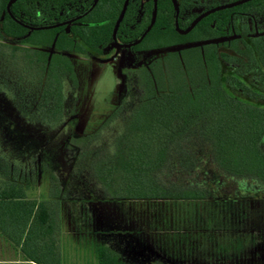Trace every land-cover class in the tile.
I'll return each mask as SVG.
<instances>
[{"label":"trees","instance_id":"16d2710c","mask_svg":"<svg viewBox=\"0 0 264 264\" xmlns=\"http://www.w3.org/2000/svg\"><path fill=\"white\" fill-rule=\"evenodd\" d=\"M9 1L0 0L2 40L21 39V43L61 53H86L63 29L50 30L43 39L35 38V32L28 35L8 15ZM122 4L120 0L110 24L91 30L94 38L112 40ZM33 9L34 0L18 1L11 7L23 23L27 21L21 12ZM235 11L211 16L187 36L175 32L172 9L168 22H157L131 51L170 52L163 59L129 63L121 104L95 139L75 142L72 159L65 144L61 156L47 158V167L51 164L61 175L57 176L59 183L52 176L57 184L53 196L45 200L29 196L30 188L17 175L28 171L35 175L32 167L12 169L11 179H0V238L20 254L23 263L60 264L62 199L95 207L96 199L89 201L97 197L112 201H238L253 194L264 198V31L252 34L238 26L230 18ZM54 16L47 21L53 23ZM241 29L243 36H239ZM71 33L88 48L98 50L87 35L75 29ZM224 37L234 40L215 43ZM176 48L181 49L171 51ZM35 56L47 77L52 73L55 79L59 109L65 81L77 82L73 65L64 55L36 51ZM104 134L112 136L111 140H101ZM122 225L114 239L127 237L130 241L124 244L134 248L139 244L138 232L129 234ZM110 240L109 246H99L98 264L121 262ZM163 258L160 262L166 263Z\"/></svg>","mask_w":264,"mask_h":264},{"label":"rangeland","instance_id":"374dc122","mask_svg":"<svg viewBox=\"0 0 264 264\" xmlns=\"http://www.w3.org/2000/svg\"><path fill=\"white\" fill-rule=\"evenodd\" d=\"M238 1L241 0H206L196 12ZM262 4L264 0H257L248 7L241 8L246 4L237 7L235 12L253 10ZM66 17L59 15L54 21ZM45 23L52 24L51 21ZM49 31H37L35 38H47ZM223 42L225 40L215 41L216 44ZM109 49L112 47L106 51ZM36 51L67 56L73 65L77 82L73 85L69 79L65 81L59 109L55 79H52V73L47 77V72L41 69ZM168 52L170 50L145 54L121 48L114 56L99 60L87 53H61L42 45L0 38V179H11L14 176L12 169L24 171L32 167L37 171L35 175L32 171L17 175L22 185L30 188L29 196L40 200L53 196L57 184L52 176L59 183L57 176L60 174L51 164L47 167V158L56 159L64 144L68 146L67 156L71 158L75 142L94 140L121 104L126 66L131 62L163 59ZM111 138L105 134L101 136V140ZM95 199V207L60 200V264H98V248L101 244L109 246L110 239L121 258L119 264H224L223 261L227 264H264V198L261 196L252 194L247 200H222L219 203L112 201L104 197L92 198L89 202ZM195 214H201V217L195 220ZM207 218L211 221L210 231L206 226ZM190 221L194 226L197 222V228L201 226L202 232L185 244L178 235L185 223L192 226ZM141 223L152 226L147 225L146 231L154 240L153 247L146 245L148 239L138 237ZM121 225L129 234L138 232L139 244L134 248L124 244L130 241L127 237L114 239L117 230L121 231ZM140 244L145 247H139ZM197 249L199 253L210 249V255L214 257H203ZM159 251L165 253V259L157 254ZM223 253L227 256L222 261L216 258ZM162 258L166 263L160 262ZM0 264H25L20 254L1 238Z\"/></svg>","mask_w":264,"mask_h":264},{"label":"flooded vegetation","instance_id":"af4514ba","mask_svg":"<svg viewBox=\"0 0 264 264\" xmlns=\"http://www.w3.org/2000/svg\"><path fill=\"white\" fill-rule=\"evenodd\" d=\"M24 1H29V0H24ZM34 1H35V9H33L31 12H21L20 14L21 17L25 18L27 23H23L13 14V16L18 20L17 22L14 20V18H12L8 14L12 18V20H14L16 23L23 26L25 29L29 31L28 35L33 32H37V31H32L30 27H40L46 25H53V23L58 24L62 22L73 21L76 18L80 17L81 15L87 13L82 18L77 19L68 25H64L55 29H63L69 36L74 37L75 40H77L83 46V48L86 50V53L88 55L95 57L99 60H106L114 56L117 52V49H121V47L118 48L116 47V44L113 40V32L116 22L122 12L126 0H123L121 10L113 26L112 40L109 42H104L102 39L94 38V36L91 33V30H93V28H100L102 26H106L110 24L112 18L116 16V11H117L116 8L119 5L120 0H34ZM154 1L155 0H129L128 7L126 9L123 20L120 23L117 33V41L119 42L120 45H126L135 42L150 26L153 20ZM205 1L206 0H177L179 6L178 26L180 30L184 31L188 29L199 16L205 14L206 12L212 9L221 7V6H217L215 8H211L203 11L201 10L197 14L196 12L197 9L200 8L201 3ZM255 1L257 0H252L245 4ZM242 5L225 10H233ZM171 9L173 11V20H172L173 28L175 32L181 35L175 28V5L173 0H157L156 21L152 26L151 30L148 32V34L144 37V39L151 33V31L154 29L158 21L161 23L168 22ZM225 10H221L208 15L207 17L202 19L194 27V29L187 35L199 30L200 28L199 26L204 24L211 16ZM232 13L233 14L230 16L231 20L235 21V23L238 26L243 27L244 30L248 32L250 31V33L252 34L257 32L260 33L264 31V4L258 6V8L256 9L250 10V12L240 11V12H232ZM63 14L67 15L66 19L60 21H54L52 24L45 23L47 22V20H49V17L51 15H55L54 19L56 20L59 15H63ZM55 29H51V30H55ZM72 29H75V31L87 35L89 40L92 41L91 43L94 46L98 47V50H92L88 48L86 43L83 42L78 35L74 36L71 33ZM243 29H241L242 31H240L241 33L239 36L244 35L245 32L243 31ZM139 30H141V32L137 35V32ZM187 35H181V36H187ZM233 36L235 37L237 35H233ZM144 39L141 41V43L144 41ZM20 40L21 39H14L11 41H20ZM221 40H225L226 42H231L234 39L224 37L217 39L216 41H221ZM109 47H112V49L106 51ZM134 47L122 48V49H127L131 51V49Z\"/></svg>","mask_w":264,"mask_h":264},{"label":"water","instance_id":"95a60500","mask_svg":"<svg viewBox=\"0 0 264 264\" xmlns=\"http://www.w3.org/2000/svg\"><path fill=\"white\" fill-rule=\"evenodd\" d=\"M18 1H22V0H10L9 3L7 4V13L12 17L14 18L15 21L18 22V20L13 16V13L11 11V7L13 4H15L16 2ZM249 1H252V0H241V1H238V2H235V3H232V4H229V5H225V6H221V7H217L215 9H212L208 12H206L205 14L199 16L192 24L191 26L182 31L179 29V26H178V14H179V6H178V3H177V0H173L174 2V5H175V28L176 30L181 34V35H187L188 33H190L194 27L202 20L204 19L205 17H207L208 15L212 14V13H215V12H218V11H221V10H225V9H229V8H232V7H236V6H239V5H242V4H245ZM128 3H129V0H126L125 3H124V6H123V9H122V12L116 22V25H115V28H114V32H113V40L116 44V47H121V48H131V47H134L138 44L141 43V41L144 39V37L148 34V32L151 30L152 26L154 25L155 21H156V14H157V0L154 1V12H153V20L150 24V26L146 29V31L141 35V37L136 40L135 42H132V43H129V44H126V45H120L119 42L117 41V33H118V29H119V26H120V23L121 21L123 20V17L125 15V12H126V9L128 7ZM96 4V3H95ZM94 4V5H95ZM93 5V7H94ZM92 7V8H93ZM91 8V9H92ZM90 9V10H91ZM87 13L81 15L80 17L76 18L75 20L77 19H80L82 18L84 15H86ZM73 20V21H75ZM73 21H67V22H62V23H58V24H53V25H46V26H40V27H30V29L32 31H45V30H51V29H55V28H58V27H61V26H64V25H68L70 23H72Z\"/></svg>","mask_w":264,"mask_h":264},{"label":"crops","instance_id":"0c3cea01","mask_svg":"<svg viewBox=\"0 0 264 264\" xmlns=\"http://www.w3.org/2000/svg\"><path fill=\"white\" fill-rule=\"evenodd\" d=\"M30 190V189H29ZM32 198H35V197H32ZM35 199H37V198H35ZM160 202H162V201H160ZM163 202H175V203H182V202H188V203H204V202H209V203H219L220 201H208V200H205V201H198V200H186V201H163ZM199 217H201V214H199V216L197 215V214H195V220H198L199 219ZM207 220H208V222L206 221V226H207V228L209 229V228H211L210 227V225H211V221H209V218H207ZM210 220H211V218H210ZM190 224H192V226H187L186 225V223H185V226L183 227V230L182 231H180V233H179V235H178V237L179 236H181V237H179L180 239H184V242H185V244L186 243H188V241L192 238V237H194V236H196V235H198L197 233H199V232H202V231H200V228H201V226H199L198 228H197V226H198V223L196 222V225L194 226V224H193V222L192 221H190ZM209 224V225H208ZM133 226H134V224H132ZM139 225V224H138ZM148 224L147 223H141L140 224V229H139V231H140V237L141 238H143V239H148L149 240V243H147L146 245L147 246H154V240H152L153 238H150L151 236H149V234H148V232L146 231V226H147ZM149 227H152V226H150V225H148ZM143 227H144V229H143ZM195 227V228H194ZM136 228V227H135ZM134 228V229H135ZM180 229H181V227H180ZM208 229L207 230H205V231H208ZM214 229V228H213ZM137 230V229H136ZM209 231H210V229H209ZM189 239V240H188ZM152 240V241H151ZM197 248V247H196ZM198 248H199V246H198ZM212 251V250H211ZM197 253L200 255V254H202V256L203 257H205L206 256V258H213L214 256H211L210 254L212 253V252H210V249H208V251L207 252H201V253H199V250L197 249ZM159 254H161L162 256H164V252H160L159 251ZM205 254V255H204ZM210 255V256H209ZM213 255V254H212ZM217 256V255H216ZM225 256H227V255H225L224 253H223V255L221 254V255H219V257H216L217 259H219V260H223L224 258H225ZM224 257V258H223ZM229 258V257H228ZM220 262V261H219ZM223 263L224 264H227V262H224L223 261ZM220 264H222V263H220Z\"/></svg>","mask_w":264,"mask_h":264}]
</instances>
